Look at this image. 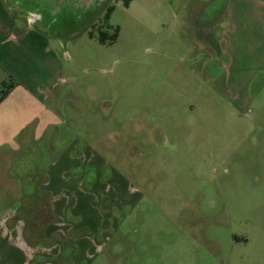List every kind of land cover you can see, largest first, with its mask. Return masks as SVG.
Instances as JSON below:
<instances>
[{
  "label": "rangeland",
  "instance_id": "374dc122",
  "mask_svg": "<svg viewBox=\"0 0 264 264\" xmlns=\"http://www.w3.org/2000/svg\"><path fill=\"white\" fill-rule=\"evenodd\" d=\"M199 1H189L176 25L164 18L148 25L118 0L106 7L95 1L91 12L82 6L76 14L70 4L78 9L79 1L26 0L21 6L8 0L62 43L67 80L53 97L59 113L54 139L60 140L54 146L63 148L66 135L85 129L94 139L101 130L102 156L142 193L115 219L108 247L83 264H264V73L249 90L252 100L227 88L228 66L216 63L226 17L212 31L222 0ZM110 7L109 23L119 37L102 44L88 32ZM249 20L240 32L246 42L235 37L247 58L246 44L260 40L254 14ZM15 128L0 126V219L7 214L42 227L47 214L36 206L44 180L37 168L54 157L43 154L48 137L29 134L34 127L18 137ZM15 137L18 152L8 149Z\"/></svg>",
  "mask_w": 264,
  "mask_h": 264
},
{
  "label": "crops",
  "instance_id": "0c3cea01",
  "mask_svg": "<svg viewBox=\"0 0 264 264\" xmlns=\"http://www.w3.org/2000/svg\"><path fill=\"white\" fill-rule=\"evenodd\" d=\"M189 1L133 0L128 7L136 9L134 18L140 23L147 20L149 25L164 18L170 25H176ZM213 1L200 0L199 4L205 2L202 4L205 6ZM17 3L22 6L26 0H17ZM107 3L108 0L102 6L106 7ZM222 4L212 31L226 17L227 28L223 34L226 43L224 48L216 44V63L221 65L223 61L228 66L227 88H233L237 96L246 95L247 100H252L249 90L257 76L264 73V11L261 8L264 2L222 0ZM175 5L178 9L173 13ZM56 10L63 13L60 7ZM250 14L255 16V34L260 40L255 45L245 43L252 51L247 58L244 42L241 39L236 42L235 37L240 34L246 42L247 36L240 32H246L250 26ZM40 26L29 15L13 11L8 0H0V86L13 84L11 92L0 103V126H16L18 137L34 127L29 134L35 133L40 139L48 137L43 154L54 157L52 165L37 168L44 180L37 189L36 206L39 214H47L45 223L41 228L27 227L21 218L4 215L0 219V264H83L93 260L104 246L108 247L112 239L107 234L115 226V219L124 208L135 207L142 193L102 156L98 148L104 141L101 130L96 131L94 139L84 133L85 129L72 138L66 135L63 148L58 151L54 146L60 140L54 139L59 132V113L53 97L67 79L60 61L61 41L54 42ZM213 38L216 43L214 35ZM247 59L249 64L256 62L258 68L251 65L249 69ZM16 139L9 151L22 149L21 138H18L20 145ZM46 157L41 156L38 165ZM1 188L6 192L5 186Z\"/></svg>",
  "mask_w": 264,
  "mask_h": 264
},
{
  "label": "trees",
  "instance_id": "16d2710c",
  "mask_svg": "<svg viewBox=\"0 0 264 264\" xmlns=\"http://www.w3.org/2000/svg\"><path fill=\"white\" fill-rule=\"evenodd\" d=\"M128 7L133 0H118ZM114 11V7H110L104 19H101L97 24L98 27L93 26L92 31L89 32L90 37L97 38L102 44H113L119 37V28L110 25V14ZM98 30V31H97ZM96 31V32H95ZM13 84H2L0 86V103L5 100L11 92Z\"/></svg>",
  "mask_w": 264,
  "mask_h": 264
},
{
  "label": "flooded vegetation",
  "instance_id": "af4514ba",
  "mask_svg": "<svg viewBox=\"0 0 264 264\" xmlns=\"http://www.w3.org/2000/svg\"><path fill=\"white\" fill-rule=\"evenodd\" d=\"M60 1L61 2L69 1L71 3H74L75 1L81 2L82 4L78 6V9H76V7H74L72 4H70L71 5L70 9L74 10V13H78L81 10L80 8L82 6L85 8L84 11H86V12H88V10L92 11L94 8H96L93 4L95 1H96V3H99L100 5H102L103 3L106 2V0H60Z\"/></svg>",
  "mask_w": 264,
  "mask_h": 264
}]
</instances>
